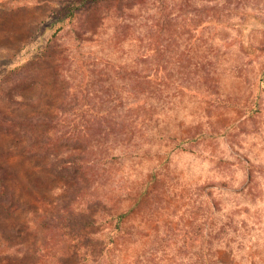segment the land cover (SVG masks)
I'll return each instance as SVG.
<instances>
[{"label":"rangeland","instance_id":"obj_1","mask_svg":"<svg viewBox=\"0 0 264 264\" xmlns=\"http://www.w3.org/2000/svg\"><path fill=\"white\" fill-rule=\"evenodd\" d=\"M31 2L0 0V264L40 260L64 213L92 238L69 264H264V0H117L53 35L56 0ZM42 31L53 49L17 68ZM84 98L97 161L54 176L34 141Z\"/></svg>","mask_w":264,"mask_h":264},{"label":"trees","instance_id":"obj_2","mask_svg":"<svg viewBox=\"0 0 264 264\" xmlns=\"http://www.w3.org/2000/svg\"><path fill=\"white\" fill-rule=\"evenodd\" d=\"M20 1L21 0H13V2H17L18 6H24L23 8L34 6V3L31 2L34 0H29L31 3ZM111 1L117 0H56V2L52 4L53 6H51L50 13L47 14L46 18L41 22L38 31L42 30L45 25V31H52L53 35L57 31L62 30L66 24L77 21L79 18H83L86 14L89 15L102 4L108 2L111 3ZM44 3L45 2H41L38 5ZM45 31L41 32L42 35L40 34L39 36H36L37 33L35 36L33 35L32 39L27 41V43L20 48V50H24L25 53H20L23 57L19 58L17 68L27 66L34 62H39L41 59L47 57L48 51L53 49V45H51L53 36H45ZM147 52L152 54V37L148 40ZM80 61L82 60L80 59ZM145 78L149 79L145 82L150 83L152 72L147 73ZM87 84L88 83H84V85ZM62 111L66 114L65 120L70 117L71 121L64 123L68 128L63 132L54 135L53 131L56 130L57 122L55 125H52L54 123L50 121L45 122L41 127L42 135L34 141L35 144L37 143L36 146L34 144V148L39 150V152H37L38 155L41 154L45 159L44 168L50 170L54 176H58L61 173H58V167L72 168L75 170L81 168L85 171L86 169L93 168L95 161H97V156H93L91 160L86 159L85 147H81V142L87 138L85 135L80 134V131L85 129L81 121L84 115H87L88 113L98 114V111H95L94 105L90 104L85 99L81 104H78L77 101L75 104L66 107V110L63 109ZM104 113L112 114L110 110H104L101 115H105ZM105 124L115 128L120 122L110 117ZM70 142L82 150L79 153L72 152L74 153L72 156H64L63 148L70 144ZM34 148L32 146L33 150ZM72 150L74 149L72 148ZM34 155L37 154L34 153ZM86 160L89 164H85L86 166H79L81 162L83 164ZM3 165L4 164L0 163V169L3 168ZM13 167L14 165L9 166V162H7L2 171H0V194L5 197L8 205L10 199H12L14 197L13 195L16 193V189L9 183L12 180L11 170H13ZM13 185L16 186V183H13ZM79 191H77V194ZM55 221H58V224L63 226V232L59 233V236H48V238L44 239L42 247L45 251L43 254H40V260L38 258V260L34 261L32 264H69L79 256H85L87 258L88 256L93 255V250L90 248L92 238L84 232V230L75 227L76 221L70 217L69 213H64V216L59 214ZM58 242L64 243L65 247H56ZM110 242H113V239H111Z\"/></svg>","mask_w":264,"mask_h":264}]
</instances>
